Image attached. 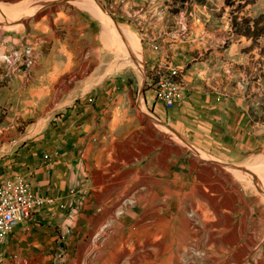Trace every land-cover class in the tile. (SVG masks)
<instances>
[{"label": "crops", "instance_id": "obj_1", "mask_svg": "<svg viewBox=\"0 0 264 264\" xmlns=\"http://www.w3.org/2000/svg\"><path fill=\"white\" fill-rule=\"evenodd\" d=\"M177 24L173 33L147 34L145 47L151 70L157 62L185 66L179 104L168 110L157 102L141 105L126 99L123 85L101 86L0 164V178L29 177L36 194L54 199L8 234L0 244V264H12L11 255L28 264H172L176 254L191 249L193 232L178 228L177 206L195 198L197 205H208L205 189L216 175L171 134L213 157L235 158L251 140V123L221 86H205L221 55L219 38L206 32L182 42ZM192 49H204L206 59L185 52ZM6 74L0 63V86L23 78L21 71L11 81ZM54 151L57 156L48 161ZM120 195H136L137 203L114 216ZM127 220H137L138 228H119ZM101 221L116 222L109 239L93 246L90 235ZM200 241L207 247V233Z\"/></svg>", "mask_w": 264, "mask_h": 264}, {"label": "rangeland", "instance_id": "obj_2", "mask_svg": "<svg viewBox=\"0 0 264 264\" xmlns=\"http://www.w3.org/2000/svg\"><path fill=\"white\" fill-rule=\"evenodd\" d=\"M260 14L264 0H0V53L29 45L37 56L28 73L18 70L23 73L21 80L11 86L6 80L0 86V164L14 158L27 138H37L101 86L123 85L129 92L126 99L141 105L155 103L156 77L146 62L147 34L173 33L177 23L185 35L179 38L182 42L207 32L219 38L221 55L213 61L217 63L213 71L209 68L212 75L205 86H221L222 94L239 104L251 123V143L241 144L238 157L216 158L180 134H171L216 175L205 189L208 205H197L200 199L195 198L177 206L178 228L191 230L193 237L191 249L176 254L179 259L172 264H264V37L252 45L250 39L235 35L231 26L235 17L240 22ZM122 29L138 41L133 53L118 43L117 31ZM185 52L206 59L204 49ZM123 59L131 63L120 69ZM0 63L11 81L18 71H10L1 59ZM255 175L261 179L256 181ZM122 197L135 200L127 208L137 203L136 195L118 199ZM115 222H99L89 243L104 244ZM138 224L127 220L119 228L136 229ZM202 233L203 237L207 233L205 248L200 247ZM9 260L28 264L19 255Z\"/></svg>", "mask_w": 264, "mask_h": 264}, {"label": "built area", "instance_id": "obj_3", "mask_svg": "<svg viewBox=\"0 0 264 264\" xmlns=\"http://www.w3.org/2000/svg\"><path fill=\"white\" fill-rule=\"evenodd\" d=\"M185 24V21H184ZM178 37V33L175 34ZM36 52L33 47L26 45L18 49L0 53V59L5 64V60H12V67H7L10 71L23 70L28 73L36 63ZM156 81L154 88V101L161 104L166 110L175 107L182 100V74L183 66L171 63L161 64L157 62L153 67ZM57 156L54 151L52 156H47L48 161ZM80 159L83 157L80 154ZM54 202L52 197L40 196L35 193L32 183L26 176H6L0 180V244L4 242L9 233L19 224L27 222L31 216L45 206H50ZM118 208L115 216L122 215L125 208L129 207L135 200L129 197H122L117 200ZM60 207H63L61 204ZM75 209H70L68 214L75 213ZM70 229L61 230L59 237L62 240ZM15 258L16 256L13 255ZM52 264H61L54 262Z\"/></svg>", "mask_w": 264, "mask_h": 264}, {"label": "trees", "instance_id": "obj_4", "mask_svg": "<svg viewBox=\"0 0 264 264\" xmlns=\"http://www.w3.org/2000/svg\"><path fill=\"white\" fill-rule=\"evenodd\" d=\"M231 26L233 33L237 36H244L252 41V45L264 37V14L255 18H242L237 22L236 17L232 19Z\"/></svg>", "mask_w": 264, "mask_h": 264}, {"label": "bare ground", "instance_id": "obj_5", "mask_svg": "<svg viewBox=\"0 0 264 264\" xmlns=\"http://www.w3.org/2000/svg\"><path fill=\"white\" fill-rule=\"evenodd\" d=\"M111 20V19H110ZM111 23V22H110ZM113 23V22H112ZM111 23V24H112ZM112 30V29H111ZM117 31V30H116ZM113 32V31H112ZM111 32V34H112V36H114L113 35V33ZM118 33V36H117V38L118 37H120V40L118 39V43L119 44H121L122 46H123V48L125 49V50H127V51H131L132 53H133V49H134V47H137V45H138V41L136 40V38L131 34V33H129V32H127L126 30H124V29H122V31H117ZM111 37V36H110ZM178 37H179V35H178ZM124 44H126V45H128L129 47H125L124 46ZM132 56V55H131ZM124 60V59H123ZM131 63V61L130 60H124L122 63H121V65H120V69H122V67H125V66H127V65H129ZM5 64H6V66L7 67H12V60H5ZM109 67V65L108 66H106V68H108ZM260 176V175H259ZM258 176V178H260ZM262 176H264V175H262ZM257 176L255 175V180L257 181ZM264 178V177H263ZM261 179V178H260ZM235 238V237H234ZM244 253V252H243ZM242 254V253H241ZM240 254H239V256H236L235 257V259L238 261L239 259H240Z\"/></svg>", "mask_w": 264, "mask_h": 264}]
</instances>
